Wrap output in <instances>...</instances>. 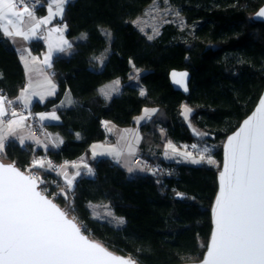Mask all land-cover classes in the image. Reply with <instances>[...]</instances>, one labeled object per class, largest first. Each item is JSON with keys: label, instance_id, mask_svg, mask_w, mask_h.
<instances>
[{"label": "trees", "instance_id": "obj_1", "mask_svg": "<svg viewBox=\"0 0 264 264\" xmlns=\"http://www.w3.org/2000/svg\"><path fill=\"white\" fill-rule=\"evenodd\" d=\"M154 1L68 4L64 21L72 52L55 59L57 96L32 107L35 112L50 111L71 92L75 105L59 109L60 122L48 125L64 142L43 151L9 141L0 157L26 173L40 174L42 191L110 250L139 264H185L202 260L207 249L223 145L264 91V23L253 18L264 0H167L187 26L166 25L150 39L134 21ZM44 48L32 46L35 53ZM173 70L190 72L188 96L172 86ZM116 79L122 90L106 99L100 88ZM25 84L19 54L0 33V95L12 102ZM185 103L192 109L188 122L182 116ZM146 107L158 112L141 126V154L163 166V173L130 175L113 160L100 158L90 162L94 175L83 174L69 189L53 174L33 167L43 156L55 164L78 159L93 143L108 139L101 120L134 126ZM167 141L194 144V154L198 144L216 147L217 162H167L160 155ZM104 203L123 219L120 226L93 217V206Z\"/></svg>", "mask_w": 264, "mask_h": 264}, {"label": "snow or ice", "instance_id": "obj_2", "mask_svg": "<svg viewBox=\"0 0 264 264\" xmlns=\"http://www.w3.org/2000/svg\"><path fill=\"white\" fill-rule=\"evenodd\" d=\"M67 2L53 0L57 11H52V5H49L51 15L62 16L63 5ZM21 6L23 11H19ZM25 16L35 19L26 0H0V30L7 35H22L28 39L40 24L49 22L48 18L37 20L29 34H25L20 30ZM258 16L264 17V9ZM9 25L15 31H10ZM63 43L71 47L67 41ZM59 51L63 52L65 48L60 47ZM45 63H48L47 59ZM180 75L185 77L187 74ZM118 83L115 81L100 89L101 94L109 98ZM188 111L185 109V113ZM6 115L4 98L0 97V117ZM12 115L16 116V113L13 111ZM24 119L9 120L6 124L0 119V151H3L6 135L15 134L13 125L21 126ZM41 119L58 117L41 115ZM169 147L175 151L173 145L169 144ZM109 154L119 156L114 150ZM193 162L199 163L198 160ZM208 163L215 162L209 158ZM39 166L44 167V164ZM84 167L89 175H94L91 168ZM128 170L132 171L131 168ZM63 175L68 185H72L80 172L71 178L67 172ZM220 184L215 233L204 264H264V99L256 113L244 121L240 131L229 138ZM0 264H135V261L116 257L89 240L65 211L37 190V178L25 175L14 165L0 163Z\"/></svg>", "mask_w": 264, "mask_h": 264}, {"label": "crops", "instance_id": "obj_3", "mask_svg": "<svg viewBox=\"0 0 264 264\" xmlns=\"http://www.w3.org/2000/svg\"><path fill=\"white\" fill-rule=\"evenodd\" d=\"M73 1L74 0H68V2L63 5L62 16L59 14L52 16L49 12V5H52V11H57L53 0H35V2L34 0H26L28 7L34 12L35 19L25 16L23 24L20 26V30L23 33L29 34V29L37 22V20H42L44 18L49 19L48 23L40 24V26L36 29L35 34L29 35L28 39H25L22 35L9 36L4 33L3 30H0V33L6 39H8L17 50L25 69L26 76L25 87L20 91L18 97L13 99L12 106L7 105L6 98L0 95V97L4 98V107L7 110V115L0 117V119H2L5 124L9 120H19L20 117L25 118L21 126L17 127L16 125H13L15 134L6 135L4 140V148L8 141H16L22 146L33 145V147L37 150L42 149L43 151H47L52 148H60L64 142L61 134L58 132H53L48 127L49 124L56 123L54 120H42V125H45V127L43 126L39 136L33 135L34 130L32 131V129L34 128H32L33 126L30 125L28 121L29 115L24 110H29V112H31L35 103L40 102L43 104L47 100L57 96L58 86L55 80L52 78V74L54 73V62L57 56H68L72 52V42L67 36V25L64 21V17L68 4ZM19 11H23V7L19 8ZM56 29H60V31H57ZM9 30L15 31L11 25H9ZM63 41H67L68 44H71V47L69 48L67 44L63 43ZM35 43L44 44L45 48L42 53H35L32 50V46ZM60 47L65 48V51H59ZM46 59L48 60V63H45ZM115 81H119V83L118 85H115L116 90L111 91L110 97L106 98L102 94L106 99H110L113 96L120 94L122 90V82L120 79L108 82L100 89L105 88L108 85H112ZM69 100L71 103L68 102ZM75 103L76 100L71 92L66 91L61 102L53 108H58L59 111V109L71 108L75 105ZM13 111L16 113V116L12 115ZM52 112V109L50 111L44 112L32 111L34 115L36 114L39 120L41 119V115H50ZM140 117L141 115H139L136 120L140 119ZM139 122H136V126L130 127H119L108 122V127L111 131V139L93 143L89 152L83 154L78 159L61 164H55L48 157L43 156L35 159L33 167L53 174L58 178V182L66 185L69 189L75 185L77 179L80 176L87 174V169L84 167V165H87L88 168H91L94 172L90 162L100 158H109L113 160L129 173H150V170L146 168L143 163H134L136 158L144 159L140 149L143 136L141 132L142 130L139 129V125L141 124ZM21 138H23V143H21ZM132 141H134V144H132ZM112 150L118 152L119 156L117 157L115 155H110L109 152ZM3 151L0 152V155L3 153ZM94 152L96 153L95 156L93 155ZM101 153L103 154L101 155ZM40 163H43L44 167H40ZM73 165H77L78 167H73ZM129 168H131L132 171H129ZM77 171L80 172V175L75 177L72 185H68L63 173L67 172L68 177L71 178Z\"/></svg>", "mask_w": 264, "mask_h": 264}, {"label": "rangeland", "instance_id": "obj_4", "mask_svg": "<svg viewBox=\"0 0 264 264\" xmlns=\"http://www.w3.org/2000/svg\"><path fill=\"white\" fill-rule=\"evenodd\" d=\"M135 25L150 39H155L158 37L164 26L169 24H174L175 26L179 27L180 29H184L186 25V19L181 14V12L177 9L172 7L167 0H155L146 10L145 12L138 17L134 21ZM136 73V72H135ZM134 73V74H135ZM134 81V79H133ZM131 80V82H133ZM7 103V101H6ZM8 105V104H7ZM13 103H11L9 106H12ZM185 109H189L187 113H185ZM53 112L52 114H55V116H59L58 108H52ZM145 110H148L147 112ZM28 114L32 113L27 110ZM158 112V108L156 107H146L142 114L140 119H137L136 122L141 123L139 125V129H141V126L150 121L154 115H156ZM45 115V116H51ZM192 114V109L189 106V104H183L182 107V116L186 119V121H189V118ZM60 117V116H59ZM40 119L39 121L42 123V120L44 121H50L54 120L56 123L60 122V119ZM48 123V122H46ZM43 124V123H42ZM45 127V125H43ZM136 126V124L134 125ZM33 128V127H32ZM34 129H32L33 131ZM33 135L37 136L34 131ZM135 138V137H134ZM9 142V141H8ZM132 144H134V141H132ZM169 144L173 145L175 148V151L173 148L169 147ZM197 154H192L188 150V146L186 144H178L173 141H167L162 149L161 158L167 162H173V163H187L192 165H209L213 166L216 164L217 159L213 156L216 147H211L210 145H202L198 144L197 147ZM1 152V151H0ZM196 153V151L194 152ZM190 154V155H189ZM203 157V159H201ZM213 160L215 163H208V159ZM194 160H198L199 163H194ZM130 175H134L133 172L129 173ZM87 175H89L87 173ZM42 179V178H41ZM41 184V180L39 181ZM93 217L101 220L103 222H108L114 226H120L122 224V220L119 217H117L114 212L111 210L109 205L107 204H100L93 206Z\"/></svg>", "mask_w": 264, "mask_h": 264}, {"label": "water", "instance_id": "obj_5", "mask_svg": "<svg viewBox=\"0 0 264 264\" xmlns=\"http://www.w3.org/2000/svg\"><path fill=\"white\" fill-rule=\"evenodd\" d=\"M261 9H264V5H263V6H262V7H261V8H260L255 14H254L253 18H254V20L257 21V22H263V23H264V17H260V16H258V13L260 12ZM173 73H175L176 75L173 76ZM183 73H186L187 75H186L185 77H181L180 74H183ZM170 81H171V84H172V86L174 87V89H175L176 91H179L180 93H182V94L185 95V96H188V95H189V93H190V82H191V74H190L189 71H186V70H182V71H180V70H173V71H171V73H170ZM177 81H182V82H181V83H177ZM261 99H264V91H263V93H262V95H261V97H260V99H259L257 105L255 106L254 110H253V111H252V112H251V113H250V114H249V115H248V116H247V117L241 122L240 126H239V127L233 132V133H231V134L227 137V139H226V141H225V143H224V145H223V152H222V166H221V170H220V172H219V174H218V178H217V180H218V191H217L216 197H215V199H214V202H213V205H212V208H211L212 232H211V235H210V238H209V241H208L207 249H206V252H205V254H204L202 260H200V261H198V262H190V263H185V264H204V261L207 259V253H208L209 248H210V245H211L212 237H213V235H214V233H215V227H216V225H215V219H216V217H215V207H216V201H217V198H218V196H219L220 187H221V184H220V174L223 172V170H224V165H225V162H226L227 142H228V140H229L230 137L234 136L238 131H240V129L243 127L244 121H246L247 119H249V117L253 116V115L256 113L257 108L260 106V101H261ZM0 163H2V164H4V165H14L15 168L19 169V170H20L21 172H23L25 175H30L29 173H26L25 171H22V170H21L20 168H18L14 163L5 162L1 157H0ZM30 176H31V175H30ZM37 190H38V191H42V189H41V184L39 183L38 180H37ZM42 192H43V191H42ZM43 194H44L45 196H47L48 199L52 200V202H53L54 204H56L61 210H63V208H61V206H60L57 202H55L52 198H50V197H49L47 194H45L44 192H43ZM63 211H64V210H63ZM68 217H69L70 219H73L74 222H75L79 227H81V225H80V224H79L74 218L70 217L69 215H68ZM81 230H82V233H83L84 235H86V236L89 238V240H91L92 242H95V243L99 244V245L102 246L104 249H106L109 253L115 255L116 257H122V258H124V259H131V260L135 261V264H139L135 259H133V258H131V257H129V256H125V255H122V254H119V253H116V252L110 250L107 246H105V245L102 244L101 242L95 240L94 238H92L91 236H89L87 233H85V231H84V229H83L82 227H81Z\"/></svg>", "mask_w": 264, "mask_h": 264}, {"label": "built area", "instance_id": "obj_6", "mask_svg": "<svg viewBox=\"0 0 264 264\" xmlns=\"http://www.w3.org/2000/svg\"><path fill=\"white\" fill-rule=\"evenodd\" d=\"M20 8H22V6ZM11 103H12L11 101H7L8 105H10ZM24 111L27 112L26 110H24ZM28 115H29L28 116V121H29L30 125L33 126L34 133L39 136L40 133H41V129L43 128L42 123L39 121V119L37 118L36 114L34 115L33 113H30ZM101 125H102V129H103L104 134L106 135V137L108 139H111V131H110L109 127H108V123L105 120H101ZM188 150H189V152L194 154V152L196 151L195 145L194 144L188 145ZM134 163L135 164L143 163L154 174L163 173L164 170H165V168L163 166L153 165L150 161L144 160L142 158H136ZM29 174L31 176H34L35 178H37L38 181L41 180V176L37 172H29Z\"/></svg>", "mask_w": 264, "mask_h": 264}]
</instances>
